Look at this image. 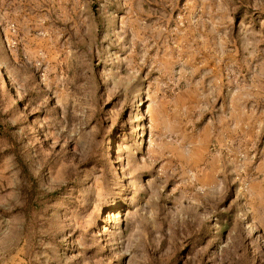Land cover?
<instances>
[{
	"label": "rangeland",
	"instance_id": "obj_1",
	"mask_svg": "<svg viewBox=\"0 0 264 264\" xmlns=\"http://www.w3.org/2000/svg\"><path fill=\"white\" fill-rule=\"evenodd\" d=\"M0 264H264V0H0Z\"/></svg>",
	"mask_w": 264,
	"mask_h": 264
}]
</instances>
